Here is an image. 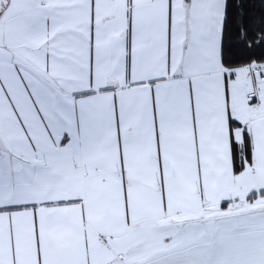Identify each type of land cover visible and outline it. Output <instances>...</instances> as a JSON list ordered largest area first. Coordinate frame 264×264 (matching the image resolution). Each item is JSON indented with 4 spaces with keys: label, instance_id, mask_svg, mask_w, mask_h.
I'll list each match as a JSON object with an SVG mask.
<instances>
[{
    "label": "snow or ice",
    "instance_id": "obj_1",
    "mask_svg": "<svg viewBox=\"0 0 264 264\" xmlns=\"http://www.w3.org/2000/svg\"><path fill=\"white\" fill-rule=\"evenodd\" d=\"M0 264H264V0H0Z\"/></svg>",
    "mask_w": 264,
    "mask_h": 264
}]
</instances>
